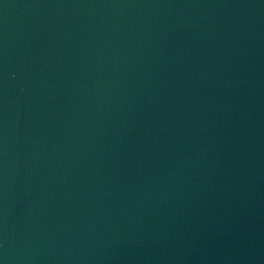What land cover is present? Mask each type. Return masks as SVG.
Segmentation results:
<instances>
[{
    "label": "water",
    "instance_id": "obj_1",
    "mask_svg": "<svg viewBox=\"0 0 264 264\" xmlns=\"http://www.w3.org/2000/svg\"><path fill=\"white\" fill-rule=\"evenodd\" d=\"M0 264H264V0H0Z\"/></svg>",
    "mask_w": 264,
    "mask_h": 264
}]
</instances>
